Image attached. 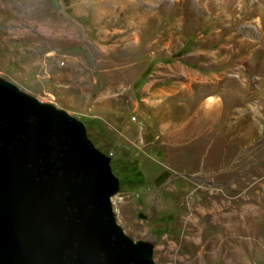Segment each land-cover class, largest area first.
<instances>
[{
    "label": "rangeland",
    "instance_id": "1",
    "mask_svg": "<svg viewBox=\"0 0 264 264\" xmlns=\"http://www.w3.org/2000/svg\"><path fill=\"white\" fill-rule=\"evenodd\" d=\"M0 79L84 123L153 264H264V0H0Z\"/></svg>",
    "mask_w": 264,
    "mask_h": 264
},
{
    "label": "water",
    "instance_id": "2",
    "mask_svg": "<svg viewBox=\"0 0 264 264\" xmlns=\"http://www.w3.org/2000/svg\"><path fill=\"white\" fill-rule=\"evenodd\" d=\"M84 123L0 79V264H153L116 219Z\"/></svg>",
    "mask_w": 264,
    "mask_h": 264
},
{
    "label": "bare ground",
    "instance_id": "3",
    "mask_svg": "<svg viewBox=\"0 0 264 264\" xmlns=\"http://www.w3.org/2000/svg\"><path fill=\"white\" fill-rule=\"evenodd\" d=\"M41 18H42V17H41ZM43 18H44V17H43ZM44 19H45V18H44ZM44 19H43V20H44ZM47 21H48V20H47ZM48 22H49V21H48ZM48 22H47V23H48ZM263 187H264V186H263ZM251 210H252V209H251Z\"/></svg>",
    "mask_w": 264,
    "mask_h": 264
}]
</instances>
